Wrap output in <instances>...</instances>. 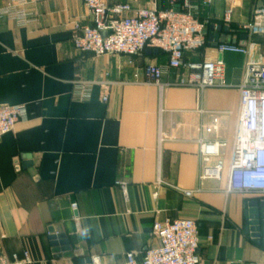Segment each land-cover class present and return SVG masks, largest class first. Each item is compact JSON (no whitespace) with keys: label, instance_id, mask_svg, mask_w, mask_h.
<instances>
[{"label":"crops","instance_id":"1","mask_svg":"<svg viewBox=\"0 0 264 264\" xmlns=\"http://www.w3.org/2000/svg\"><path fill=\"white\" fill-rule=\"evenodd\" d=\"M171 1L175 9L182 2L157 0L158 11L169 9ZM229 1L235 6L231 28L246 23L259 5V0L196 4L198 19L209 22L207 41L211 28L216 35ZM7 2L0 0V10ZM26 2L28 24L0 17V105L22 109L14 131L0 138V256L11 260L27 253L30 264H87L95 257L99 264H124L126 255L134 254L141 264L145 250L159 246L154 224L192 220L198 227L199 264H264V248L243 231L249 199L225 193L237 89L198 94L171 87L160 103L155 86L133 83L127 57L74 50V25L90 24L82 0ZM147 4L139 0L134 7ZM219 40L249 48L247 58L222 57L228 84L242 82L248 61L264 65V37L241 41L230 31ZM153 51L134 59V66H164L167 55ZM208 56L216 57L206 47L185 52L184 59L198 65ZM197 75L194 71L191 78ZM76 76L90 84L86 100L74 96ZM173 80L170 74L161 82ZM199 111L217 114V136L227 143L224 170L220 181H209L207 190L185 198L181 191L198 186L196 140L211 122ZM160 131L167 139L158 155ZM118 181L127 183L126 200ZM49 230L65 236L71 257L54 253Z\"/></svg>","mask_w":264,"mask_h":264},{"label":"built area","instance_id":"2","mask_svg":"<svg viewBox=\"0 0 264 264\" xmlns=\"http://www.w3.org/2000/svg\"><path fill=\"white\" fill-rule=\"evenodd\" d=\"M139 0L109 4L107 0H82L90 19L89 25H74V50L80 54L101 56H125L128 65L134 67L133 83L152 85L158 90L161 103L167 88H188L202 94L207 89H237L239 94L238 117L234 140L229 157L226 179V194H240L250 199L264 200V65L260 61H248L242 82L235 86L225 80L222 57L226 54L249 57V48L237 43H217L206 40L208 20L200 21L196 16V4L207 7L227 0H182L178 9L173 7L158 11L157 0H148L147 7H134ZM26 0H8L0 10L6 17L21 25L29 23L25 11ZM234 3L227 2L219 24L238 36L247 38L264 37V0L254 7L249 20L231 29ZM215 27V26H213ZM209 48L214 57H203L198 65L184 59L187 51ZM147 49L167 55L164 66L153 63L142 67L134 66V59L143 56ZM198 71L195 78H191ZM174 75L173 82H161L163 76ZM74 96L83 101L88 98L90 84L76 76ZM107 94L105 95V98ZM159 112H162L161 104ZM211 116L209 125L202 126L196 140L198 147L197 188L181 191L185 198L207 190L209 181H220L224 170L223 151L227 143L217 136L219 123L217 114L199 111ZM22 115L18 106L0 105V138L14 131ZM167 139L158 134V155L161 144ZM159 157V156H158ZM123 198L127 199V183L118 181ZM156 197V193L153 194ZM72 212L77 211L74 203ZM152 233L159 241L157 248L145 250L141 264H199V234L192 220L166 221L154 224ZM210 239V238H209ZM89 264H99V258H91ZM0 264H30L27 253L21 258L13 256L7 260L0 256ZM124 264H138L134 254H127Z\"/></svg>","mask_w":264,"mask_h":264},{"label":"water","instance_id":"3","mask_svg":"<svg viewBox=\"0 0 264 264\" xmlns=\"http://www.w3.org/2000/svg\"><path fill=\"white\" fill-rule=\"evenodd\" d=\"M211 34L208 36V42H212V48L216 46L217 43H230V40L222 42L219 40L220 34L229 33L230 30L227 27L218 26L216 28V35H213V28L210 29ZM240 40H246L245 36H240ZM157 54L158 51H153ZM243 231L246 236H248L252 242L258 246L264 248V200L262 199H250L244 204L243 213ZM48 240L50 245L54 249V253L57 254L59 251L64 253V257H71L70 249L68 247V241L62 234H55L53 230H49ZM61 247V250H59ZM89 260L87 264H89ZM79 264H84L83 260L79 261Z\"/></svg>","mask_w":264,"mask_h":264},{"label":"trees","instance_id":"4","mask_svg":"<svg viewBox=\"0 0 264 264\" xmlns=\"http://www.w3.org/2000/svg\"><path fill=\"white\" fill-rule=\"evenodd\" d=\"M231 29L233 30V27Z\"/></svg>","mask_w":264,"mask_h":264}]
</instances>
